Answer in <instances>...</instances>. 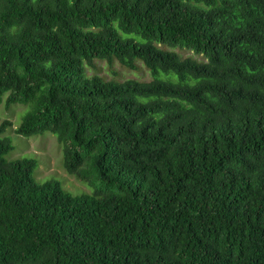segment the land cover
I'll list each match as a JSON object with an SVG mask.
<instances>
[{"label": "trees", "instance_id": "trees-1", "mask_svg": "<svg viewBox=\"0 0 264 264\" xmlns=\"http://www.w3.org/2000/svg\"><path fill=\"white\" fill-rule=\"evenodd\" d=\"M4 98L95 190L7 160L0 119V264H264V0H0Z\"/></svg>", "mask_w": 264, "mask_h": 264}, {"label": "rangeland", "instance_id": "rangeland-1", "mask_svg": "<svg viewBox=\"0 0 264 264\" xmlns=\"http://www.w3.org/2000/svg\"><path fill=\"white\" fill-rule=\"evenodd\" d=\"M124 38H135L137 42H143L140 37L129 36L121 32ZM162 48L173 50L183 58H194L204 61L202 55L188 49L176 48L172 49L163 45ZM98 75L105 81L124 82L128 80H136L141 82H149L155 79L164 81H176L177 76L174 74L159 73L154 76L146 66L139 61L136 70L128 69L122 66L118 61L109 64L107 61L95 60L93 66L86 65V76ZM4 102L0 104V119L8 120L13 123L5 133V137L11 139L14 149L7 154L6 159L15 161L23 158H33L37 160L38 166L35 171V178L39 183L48 181H57L62 188L73 196H81L83 194H92L94 187L70 175L64 168V157L62 147L58 143L57 137L51 133L43 135L25 137L18 135L16 129L23 122L24 117L31 111L30 105H14L10 108L6 107Z\"/></svg>", "mask_w": 264, "mask_h": 264}]
</instances>
